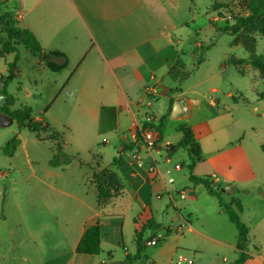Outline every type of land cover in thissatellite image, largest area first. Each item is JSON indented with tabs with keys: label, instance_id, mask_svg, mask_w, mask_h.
<instances>
[{
	"label": "crops",
	"instance_id": "obj_1",
	"mask_svg": "<svg viewBox=\"0 0 264 264\" xmlns=\"http://www.w3.org/2000/svg\"><path fill=\"white\" fill-rule=\"evenodd\" d=\"M41 1L34 0L28 5L22 2V7L16 10L15 17L19 21L25 19L35 8L39 7ZM64 1L66 12L45 16L41 10L36 13L33 22H26L25 25L35 33L42 48L59 50L68 56V64L62 70L54 72L58 76L54 77L55 85L50 97L48 96L49 101L44 102L43 107L45 108L41 109L37 115H34L32 111V116L37 120H44L51 130L61 134L64 151L65 144H69L67 138L64 140V130H76L78 134H82L83 137L76 141L75 150L78 152L76 154L79 156L81 152L79 144L88 146L93 153L92 160L86 161L79 158L85 163L96 161V165H99L101 169H108L113 174L115 186L111 188L112 196L105 203H100L96 183L93 181L94 170L87 164H81L75 160L68 165L52 166L49 163L50 157L48 166H43L41 171H37L28 158L32 172L27 174L21 183L22 189L28 196H15V204L24 213L30 212L29 215L34 213L38 220L34 224L37 227L36 230L41 228L50 235L58 234L68 249L63 250L61 254L57 251H48L46 257L41 252L38 255H24L21 257L22 260L24 259L23 261L28 264H55L59 258H65L63 264H104L110 260H121V264H133L134 262L141 264H225L211 263L201 247H198L200 251L197 249H184L188 252L181 250L183 249L181 247L183 237L180 234H174V237L170 235L171 227L166 229V234H163L158 243L159 248H150L148 250L150 254L146 251V247L151 245L148 241L157 234L162 235L159 232L161 227L154 226L153 233L146 238L144 224L153 217L146 221L141 220V215L151 204L153 195L164 187L172 197L174 206L178 201L169 188L170 183H166L168 176L166 172L154 177L148 173L146 167L138 166L136 163L134 154L137 153L139 157L147 156V150L142 143L134 139L136 130L144 123L152 121L153 118L157 121V114L162 116L160 112L144 109V103L153 106V101L145 102L146 98L142 94L146 95L152 91L153 95H157L158 86L163 85V93L171 99L169 108L171 114L175 101L182 99L180 107H183V112L176 116L172 114L174 117L184 115L190 106L189 101L183 96V91L177 86L179 77L185 71V62L174 44V40L180 42V39H176L174 33L178 25L167 9L166 3L169 0ZM40 32L46 38L48 45L43 44ZM30 52L37 59L38 65L43 67V71L48 69L39 54L31 50ZM171 88H179L180 91L170 92ZM174 99V104H172ZM14 102L15 99L9 105L10 110ZM54 111L55 114H53ZM127 119L131 122L128 128L131 137L122 132L124 128L122 121H127ZM13 124H16V127L11 130V134H17L20 137L21 132L16 119ZM182 125H187L192 129L191 125ZM59 128L64 130L60 131ZM113 129L121 130L124 136L121 135V138L125 141H122L119 149L117 156L119 160L113 162L112 166H105L103 165V151L111 141L107 138L101 139L100 133ZM209 132L211 129L207 132L202 131L201 137L199 133L197 135L193 132L201 157H203L201 140L211 138L212 134L207 135ZM181 133L183 135L182 131ZM10 136L8 135V139L0 147H3L14 135ZM38 139L43 142L52 141L55 145L53 154L55 153L56 140ZM159 143V150L152 152L151 158H156L163 170L170 164L164 162L166 153L170 152L166 149L167 145L176 143L165 141L164 128L162 140ZM21 144L23 141L19 146ZM196 165L193 173L198 175L195 173ZM3 173L8 175V172L3 171ZM211 176V180L221 190L224 185L220 183L221 178L214 173ZM205 189L209 192L206 187ZM191 192L195 194L194 190ZM31 194H34L33 199ZM122 195H125L127 200L118 201ZM31 200L35 204H31ZM25 203L33 205L35 209L31 210L34 211H27L28 209L24 207ZM228 219L230 223L227 225L232 229L236 228L229 216ZM96 221H99L101 229L102 251L99 254L79 252L78 245L86 227ZM185 221L184 232L186 234L191 233L200 240L229 248L231 253L229 262L233 263L239 258L241 251L237 248L238 230H235L237 235L234 238L219 239L202 229L190 217H187ZM154 224L153 220L152 225ZM31 225L32 221L27 219L26 227L32 235L34 231ZM126 226L132 227L135 231L136 245L132 248L133 253L125 246ZM181 228L183 229V226ZM137 231L141 234L140 240L144 248L131 263H128L117 253V248L122 243L126 256L137 254ZM186 246L197 248L195 245ZM247 252L254 257L250 251L247 250ZM38 258L40 261L37 262ZM261 259L264 261V258ZM251 260L252 258H249L243 264H249Z\"/></svg>",
	"mask_w": 264,
	"mask_h": 264
},
{
	"label": "rangeland",
	"instance_id": "obj_2",
	"mask_svg": "<svg viewBox=\"0 0 264 264\" xmlns=\"http://www.w3.org/2000/svg\"><path fill=\"white\" fill-rule=\"evenodd\" d=\"M33 1L8 0L0 4L3 17L16 21L19 27H26V22H33L36 13L41 10L45 16L66 12L64 0H42L37 9L19 21L15 17L16 10L22 7V2L28 5ZM174 1L169 0L166 5L178 25L174 33L180 42L174 40V44L185 62V71L179 77L177 86L183 91V96L189 101L190 106L184 115L172 116L169 112L171 99L163 93L164 86L159 85L157 95H153V92L146 95L141 93L146 98L145 102L153 101V106L144 103V109L166 116L163 124L165 141L177 143L182 136L179 129L182 124L191 125L193 132L197 135L199 133V137L202 131L207 132L211 129L207 135L212 134V137L201 140L203 157L197 162L195 173L210 179L214 173L221 178L220 183L234 188V192L223 191L222 198L226 204L234 207L241 221L249 228V242L246 248L254 255L249 257L252 258L249 264H264L261 259L264 258V151L261 147L264 143V77L259 69L248 63L238 62L239 58H248L249 53L241 44H233L234 36L231 33L217 30L209 24L213 19L218 26L223 27L233 21L231 12L246 14L247 11L238 5L239 0ZM215 2H221L226 6L222 7L221 11L210 12V7ZM6 36L4 26L0 25V40ZM40 37L43 44L48 45L41 32ZM255 38L256 53L264 56V34L256 33ZM18 52L20 58L14 69L9 63L15 59L16 53H7L6 57L0 55V75L7 76L13 73L7 85L9 95L15 99L12 110L30 107L33 114L37 115L45 108L44 102L49 101L48 96L50 97L55 85L54 77L58 75L48 69L43 71V67L38 65L37 59L24 45H18ZM174 101L175 99L172 104ZM156 118H160L159 114ZM130 124L128 119L122 121L124 126L122 132L128 137H131L128 129ZM15 127L16 124L7 128L0 127V145L5 143L8 135H16L11 134ZM19 130L23 144L14 155L9 157L0 149V264H28L21 257L29 254L38 255L40 252L46 257L48 251H57L61 254L63 250L68 249L58 234L53 236L45 229L36 230L34 224L38 220L34 213L31 215L30 212L24 213L15 204V196H28L21 187L25 176L32 172L28 158L32 161L33 168L41 171L43 166H48V159L53 156L55 146L52 141L39 140L27 128L22 127ZM120 131L113 129L100 133L101 139L107 138L111 141L103 151L105 166L113 165L121 143L125 141L121 138V135L124 136ZM136 131L138 132V129ZM64 132V140L66 138L69 140V144H65L66 153L76 155L78 153L75 150L76 141L83 135L78 134L76 130ZM79 145L81 147L79 157L86 161L92 160V150L83 144ZM176 162L183 164V168L173 170L175 182L170 183L169 188L178 201L177 205L174 206L172 197L164 187L153 195L145 213L139 214L141 220L146 221L153 217L155 223L146 227V238L153 233L154 226L161 227L159 232L162 234H166V229L171 227L170 235L173 237L174 234L182 235L181 250L184 252H188L184 249L200 251L198 247H201L211 263L235 264V261L229 262L231 257L229 248L200 240L191 233L184 232L185 220L190 217L202 229L219 239L234 238L237 235L235 231L237 229L233 227V230L227 225L230 223L228 214L217 197L209 193L202 184L189 179L191 159L186 148L180 147L168 165L173 166ZM91 164L95 166L94 170L101 169L96 165V161H92ZM3 171L8 172V175L6 176ZM181 189L187 191L183 198L180 196ZM192 190L195 194L190 193ZM31 195L33 199L34 194ZM121 200H127V197L122 195L118 198V201ZM30 203L35 204L33 200ZM24 207L28 209L27 211L35 209L28 203H25ZM27 219L32 221L31 228L34 231L32 235L26 227ZM130 221L132 222V219ZM134 236L135 231L132 227L126 226L125 246L131 253L136 245ZM186 245H195L197 248ZM148 246L147 253L150 248H159V244ZM123 248L120 243L117 253L126 260ZM64 260L65 258H59L55 264H63Z\"/></svg>",
	"mask_w": 264,
	"mask_h": 264
},
{
	"label": "trees",
	"instance_id": "obj_3",
	"mask_svg": "<svg viewBox=\"0 0 264 264\" xmlns=\"http://www.w3.org/2000/svg\"><path fill=\"white\" fill-rule=\"evenodd\" d=\"M8 0H1L0 4L7 2ZM174 1V0H171ZM192 1V0H191ZM238 5L242 10L247 11L246 14L241 12L232 13L233 21L227 25L221 27L218 26L215 20L211 19L209 24L217 30H223L231 33L234 36L233 44H241L245 50L249 53L248 58H239V63H248L253 67L259 69L260 74L264 77V56L257 54L255 50V34H264V0H239ZM226 6L221 2H215L210 7V12L221 11L222 7ZM0 25H3L6 32V38L0 40L1 48L0 55L5 57L7 53L15 52V59L9 63L11 68H15L20 58L18 52V45L22 44L26 48L30 49L33 53L39 54L45 61L46 66L53 72L62 70L68 64V56L59 50H45L42 48L35 33L26 27H19L16 21L5 19L0 9ZM13 73L7 76H0V94L6 96V100L0 110L13 116L16 119L19 128H27L30 132L34 133L40 139H53L56 140L57 146L55 153L51 157L49 163L52 166H63L78 160L81 164H87L94 170L93 164L83 162L78 154H68L63 150L61 134L53 131L49 128L48 123L44 120H37L32 116V109L30 107H24L18 110H10L9 105L13 103L14 98L11 97L7 91V85L12 79ZM180 91L179 88H171L170 92ZM165 115H162L157 121L155 118L152 121L144 123L142 127H153L159 133V142L162 140L163 124ZM180 130L183 132L181 139L176 144H168L167 150L171 154H174L180 147L187 149L191 162L189 164L190 173L189 179L195 183L203 184L211 194L216 195L220 203L224 206L230 220L235 224L238 230L237 248L241 251L239 258L235 261V264H243L246 259L250 257V254L246 252L247 244L249 242L248 226L241 221L237 211L231 204H226L222 198L221 190L217 188V184L208 177L198 176L193 173L197 161L202 157L200 155V149L198 143L195 140L193 130L187 125H181ZM21 142L20 137L16 134L10 138L3 147H0L2 152L8 156H12L17 150ZM264 151V143L261 145ZM119 159L114 158L113 162H117ZM93 181L96 183L98 190V198L100 203H105L111 196V188L115 186L113 174L106 168H102L99 171H93ZM238 205L240 202L237 203ZM153 219L148 220L144 227L152 226ZM137 233L138 251L134 256L127 255L125 262L131 263L133 259L143 251V245L141 244V234ZM78 251L84 254H99L101 249V229L99 221L89 224L86 227L84 235L78 245Z\"/></svg>",
	"mask_w": 264,
	"mask_h": 264
},
{
	"label": "built area",
	"instance_id": "obj_4",
	"mask_svg": "<svg viewBox=\"0 0 264 264\" xmlns=\"http://www.w3.org/2000/svg\"><path fill=\"white\" fill-rule=\"evenodd\" d=\"M149 93H152L150 91ZM134 139L137 141H140L143 145V147L147 150V156H138V154H134V157L136 159V163L138 166L146 167L148 173L151 175H154V177H157L158 175H161V173L166 172L168 174L166 183H173L175 182V178L172 175L173 170H181L183 168V164L176 162L173 166H165L162 170L160 167V162L156 158L152 157V152L159 150V133L158 131L153 127H141L138 129V132L136 131ZM173 155L170 152H167L164 157L165 163H171L172 162ZM187 191L182 190L180 192L181 197L186 196ZM163 237V234H157L156 237L152 238L148 241V244L156 245L160 242L161 238Z\"/></svg>",
	"mask_w": 264,
	"mask_h": 264
},
{
	"label": "water",
	"instance_id": "obj_5",
	"mask_svg": "<svg viewBox=\"0 0 264 264\" xmlns=\"http://www.w3.org/2000/svg\"><path fill=\"white\" fill-rule=\"evenodd\" d=\"M5 100H6V96L4 94H0V106L4 104ZM181 103H182V99L180 98L175 101L173 112H172L173 115L176 116L177 114H180L181 112H183L182 110L183 107H180ZM183 104H185V102H183ZM13 122H14L13 116L0 110V127H3V128L8 127L12 125ZM226 190L229 192H234V188L230 185H225L224 187H221L222 192ZM190 193L192 194L193 192H190ZM104 264H121V260H110Z\"/></svg>",
	"mask_w": 264,
	"mask_h": 264
}]
</instances>
